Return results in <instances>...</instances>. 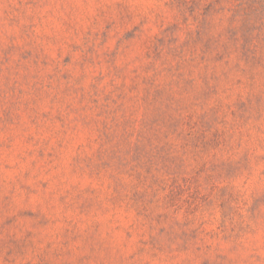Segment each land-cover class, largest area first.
<instances>
[{"label":"rangeland","instance_id":"374dc122","mask_svg":"<svg viewBox=\"0 0 264 264\" xmlns=\"http://www.w3.org/2000/svg\"><path fill=\"white\" fill-rule=\"evenodd\" d=\"M0 264H264V0H0Z\"/></svg>","mask_w":264,"mask_h":264}]
</instances>
